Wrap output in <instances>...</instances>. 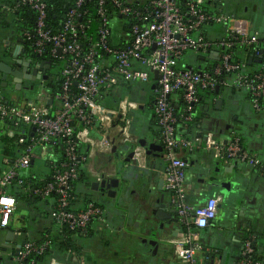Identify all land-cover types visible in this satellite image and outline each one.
Listing matches in <instances>:
<instances>
[{"label": "built area", "instance_id": "1", "mask_svg": "<svg viewBox=\"0 0 264 264\" xmlns=\"http://www.w3.org/2000/svg\"><path fill=\"white\" fill-rule=\"evenodd\" d=\"M85 0H75L62 22V28L54 30L47 23V4L44 0H15L18 6H28L35 13L31 29H22L23 40L30 41L38 54L47 53L61 59L69 54L68 62L60 70V88L50 92L45 86L47 75L41 78L35 97L23 105L9 103L3 95L0 75V119L13 120L23 127L19 151H6L4 167L0 168V229L10 227L17 206V199L7 191L10 182L21 172L27 173L32 162L39 158L36 147L41 149L60 145L65 162L54 166L50 179L41 185L27 187L28 194L47 199L54 193L55 206L49 213L58 224L69 228L85 229L91 220L103 221L101 206L88 202L74 208L70 203L71 179L77 176V165L83 161L89 167L88 158L93 154L95 141L109 148L127 140L136 141L127 129L133 121L129 110L145 107L146 103L127 95L118 100L114 108L102 105L98 100L109 89L124 80L133 84H151L155 87L153 114L160 128L159 138L163 146V185L173 194V203L180 223L185 226L183 236L176 241L177 256L187 264H200L201 245L195 228H204L215 218L221 197H209L204 204L194 206L186 200L187 160L180 150L190 151L198 141L220 159L239 160L258 167L264 174V162L251 156L241 145L239 136L218 139L211 134L185 137L175 130L177 117L168 100L173 91H181L186 102L184 120H192L194 107L199 104V90L216 87L243 88L250 93L255 109L260 108L264 97V70L249 73L245 61H234L226 51L234 44L253 45L254 54H261V38L257 31L249 32L244 22L224 12H215L214 6L205 8V0H96L98 18L96 36L82 53L77 39L86 26L76 18L86 11H79ZM122 16L116 24L120 31L114 36L110 15ZM215 23L225 25V35L211 40L203 34V28ZM127 25L125 29L124 25ZM209 55L210 61L200 69L178 66L185 54ZM227 75L226 78H221ZM81 127L75 131V125ZM114 127L121 130L108 136ZM11 134L13 133L10 131ZM126 132L129 137H125ZM77 143L86 146L87 154H78ZM98 143V142H97ZM50 144V145H49ZM21 182V180H20ZM194 226V228H191ZM252 237L244 240L241 255L253 252ZM51 246L45 239L38 243L24 240L16 249V264H36L34 258L24 263L29 255H41ZM243 258L237 264H250ZM260 264V263H259Z\"/></svg>", "mask_w": 264, "mask_h": 264}, {"label": "crops", "instance_id": "2", "mask_svg": "<svg viewBox=\"0 0 264 264\" xmlns=\"http://www.w3.org/2000/svg\"><path fill=\"white\" fill-rule=\"evenodd\" d=\"M14 1L0 0V60L20 66L12 50L16 47L17 52L22 51L23 54L25 44L22 41L23 23L19 22L11 9ZM205 1L210 3L209 0ZM260 2L263 4H253L258 10L257 15L245 13L237 19L244 22L249 32L257 31L263 38L264 0ZM219 6L216 11L223 12L222 6ZM226 14L232 16V13ZM207 26L203 28L207 38L216 40L225 35V25L222 31L214 33V29L208 32ZM113 30L114 36L120 31L116 22ZM261 49H264V43ZM262 55L264 53L261 52ZM186 56L178 66L195 69L206 66L203 56L191 52ZM198 57L202 59L198 60ZM255 67L251 65V68ZM251 68L248 66L249 70ZM26 86H29V82L24 80L23 87L16 90L12 77H8L7 86L3 89L5 100L19 105L31 100L35 94ZM131 86L141 89L144 84L131 83ZM120 88L116 93L122 96L115 104L113 97H108L107 106L114 108L125 95L133 98L132 91ZM218 91L214 96L207 97L195 110L196 121L189 129L188 136L203 138L211 134L223 140L236 134L243 148L264 162V97L260 101V108L255 109L243 88L219 87ZM140 96L146 99L137 100L145 104L149 99V91L141 89ZM149 106L145 105L150 111V123L144 126L139 124V132H132L131 126L127 129V133H132L136 141L127 140L112 148L95 141V144L101 145L95 146L93 154L88 158V179L77 185L78 198L74 208L83 207L88 200L95 201L103 209V221L94 220L90 223L88 233L74 235L72 250L53 245L37 264H187L176 254V241L183 236L185 229L178 219L172 201L173 194L163 185V146ZM145 107L129 110L128 113L134 120L133 112L145 111ZM120 130L114 127L108 136ZM6 131L11 134L10 129L0 124V135ZM127 133L123 135L129 137ZM140 137H146L147 142L161 146L162 151L139 144ZM179 155L188 163L186 200L198 206L209 197H221L215 218L206 227L194 229L203 250L199 263L205 264L203 254L206 252L209 264H235L241 255L242 241L248 235L254 241L257 254L264 256V174L260 169L247 162L220 159L212 150L205 148L202 141H198L190 151L180 150ZM6 156L7 152L0 140V168L4 167ZM34 164L35 160L29 168L30 172ZM93 181L99 182L98 189L91 186ZM16 210L10 227L0 229L1 264L14 263L13 253L25 238H37L43 230H50L54 234L58 232L47 208L29 206L30 211L36 212L28 218L25 213L17 215ZM9 229L13 230V235L6 239ZM16 235L20 236L19 240ZM12 244H15V250H10Z\"/></svg>", "mask_w": 264, "mask_h": 264}, {"label": "trees", "instance_id": "3", "mask_svg": "<svg viewBox=\"0 0 264 264\" xmlns=\"http://www.w3.org/2000/svg\"><path fill=\"white\" fill-rule=\"evenodd\" d=\"M44 1L47 4V7H46L47 18H46V20H47L48 25L51 26L54 30L61 29L62 28V22L65 18V15L68 12V10L70 9V7H72L74 5L75 0H44ZM95 4H96V0H85V2L80 7H78L79 11H84V10L86 11L83 15L76 18V21L83 23L86 26L84 31L82 33H79V35L77 37V39L81 42L82 53H85L88 49V44L90 43L88 38H90L92 41L94 39V37L96 36L98 18L95 14ZM205 4H206L205 8H209V9L211 6H214L213 7L214 10H215V12H217L216 11L217 7H218L217 3L216 4L212 3V2L207 3L205 1ZM11 9L13 10L14 15H16L18 17L19 22L22 21L24 29H31L32 28V26L34 24V20H35V13L33 12V10H31L28 6L16 7L14 3L12 4ZM120 18H122V16L111 14L109 19H110V22H117V20ZM124 27H125V29H127L126 24L124 25ZM203 34L206 36L205 32H203ZM253 47H254L253 45L246 46V45L234 44L233 46L228 48L226 51L231 53V58L234 61H239V60L243 59V61H245V63L248 66H250V68H251V65H255L256 66L255 68H251L252 70L251 69L249 70L250 71L249 73H253V72H256L260 69L264 70L263 59L260 57V54H258V55L254 54ZM25 50H27V51H25L26 56L30 57L32 59V63H34V64H39L41 60L50 61L51 68H50L49 72H47V74H46L47 79H46V82L44 83V86L50 92H54V91L58 90L60 88V84H61L60 70L64 66V63L68 62L70 55L69 54L64 55L61 59H59L58 57L52 58L47 53L38 55L34 51V48L31 45V42L29 40L25 42ZM186 55L187 54H185L183 56L184 59L187 58ZM198 56H200V54H198ZM201 56H203V55H201ZM259 58L261 60L257 61V59H259ZM201 59L198 57V60H201ZM249 59H251V61L248 63ZM203 60H204V62L206 61L207 63H209L210 61H212V62L215 61V59L210 58V56L207 54L203 56ZM55 69L57 71H55ZM226 77H227V75L221 76V78H226ZM40 80L41 79H36L35 81L27 80L29 82V84L34 85L32 89H29L32 94H35L34 91L36 89H38L39 84H40ZM150 86L151 85L144 84V87L141 89H145V90L149 91V99L146 101V105H150L149 107L152 109L153 108L152 106H153V101H154V95H155V87L149 88ZM116 87H118V88L121 87L120 90L132 91L133 99L135 97H139V91L141 90L140 88L132 87L131 83L124 81V80L119 81V83L117 84ZM2 88L4 89L5 87L2 86ZM113 91H114V88L107 90L105 92V94L102 95V98H100L98 101L102 105H106L108 97H113L112 99L114 101H116L119 97L122 96V95L119 96V95L115 94ZM218 92L219 91H216L215 88L212 90H210V89L199 90L198 94L200 96V101H199V104L194 107V112H192L193 117H192V120L189 122H186L184 120V116H185L184 108L186 107L187 104L182 98L181 91H173L168 95L167 98L170 101V104L172 105V107L174 109L175 116L177 117V121L175 122V130H176V133L178 135H181V136L183 135L185 137H189L188 136L189 129L191 128V126L196 121L195 110H197L199 105L203 101H205V99L207 97H212L215 94H217ZM246 92H247L248 97L250 99V93L248 91H246ZM33 97H35V95ZM145 108L147 109V107H145ZM152 117H153V121H154L153 122L154 127L156 128L157 134L159 136L160 128L157 124V119H156L155 115L153 114V112H152ZM2 122H3V125L8 128V130L10 129V131L13 132L12 134H9V131H6L0 135V140L2 142L4 149L6 151H13V150L19 151V150H21L23 148L24 144L19 142V138L22 135L23 127L20 126V124H15L13 120H9V119L2 120ZM75 127H76L75 131H76L77 129H79L81 127V124H78L77 126L75 125ZM76 150H77L78 154H85V155L87 154L86 146L81 144V143H77ZM48 153H50L49 157L50 156L52 157L53 154H55L56 157L46 159L45 164H46V166H48V171L46 174H44V175L36 174V173L30 172V170H28L27 173L21 172V174L19 176H17L16 178H14L10 182V184L7 186V191L15 196V198L17 199V203L23 202L28 207L29 206L33 207V208L45 207L48 210L55 206L56 196L54 193H51V196L47 199H40L36 196L29 195L28 190H27V187H33L34 185H41L46 180H49L54 166L57 165V163L66 161L65 157L63 155V150L60 147V145H57V144L52 145V148L48 149ZM85 179L86 180L88 179L86 169L83 165V161H79L78 165H77V176L74 179H71V181H70V183L72 185V195L70 198V203L72 204L73 207H74V204L78 198L77 193H76L77 185L80 182L85 181ZM20 180H21V182H20ZM88 202H93L94 204L100 206V204H98L95 201L88 200L86 202V204ZM52 220H54V223L57 225V228H58V232L56 234L52 233L50 230H43L37 238H25V240H34V241H37L38 243L42 242L45 239H49L51 241V246L48 249H46V251H44V253L41 255L36 256V255L31 254V255L27 256V258H25V260H24V263L29 261L31 258H34L36 261V264H37L39 260H41L46 254H48L50 248L53 245L58 246L60 249L72 250L74 248V246L72 244V237L74 235H77V234L88 233V231L90 230V223L92 221H94V220H91L90 222H88L85 229H79V228L71 229V228H69V226L66 223L58 224L54 218H52ZM183 228L185 229L186 227L183 226ZM191 228H194V226H192ZM247 238H251V236L248 235L247 237H245L242 241V244H243L244 240ZM252 247H253L252 254L250 256L240 255L238 261L235 264H237L241 259H243L245 257L251 259L250 264H259V263L264 264V256H260L259 254H257L253 240H252ZM200 251L202 254L203 253L202 248ZM15 252L13 253V256H14V254H16ZM203 255H204L203 258L205 260V264H209V257H208L209 255L206 252H204ZM1 263H2V260H0V264ZM13 264H16V263L14 262Z\"/></svg>", "mask_w": 264, "mask_h": 264}, {"label": "rangeland", "instance_id": "4", "mask_svg": "<svg viewBox=\"0 0 264 264\" xmlns=\"http://www.w3.org/2000/svg\"><path fill=\"white\" fill-rule=\"evenodd\" d=\"M223 2H219L221 5H222V10L224 13L226 12H229V13H232V16L234 18H237L239 17L240 15L242 14H251V13H254V15H257L258 14V10H256V8L253 7V4L255 5H258V4H263L261 3L260 1L261 0H221ZM206 5V4H205ZM209 7V6H208ZM220 7V6H218ZM206 29L208 30V32L211 31V29H214L213 33L216 32L217 30L220 32L224 29L223 25L222 24H219V23H215L213 25H208L206 27ZM38 89H36L34 91V93L37 92ZM114 93L117 92V90L113 91ZM113 93V94H114ZM117 94V93H116ZM135 99H140V100H145L146 97H135ZM114 101V100H113ZM116 101H114L113 104H115ZM149 109L147 108L145 111H134L133 114H134V121L132 122L131 124V131L132 132H139V130L137 129V127L142 125H147L148 123H150V118H149ZM2 120L0 119V124H2ZM41 147H37L36 149V152L37 154L39 155V158L35 159V164H34V167L32 168V171L31 172H35V173H46L48 171V166H46V159L47 158H55L56 155L55 154H51L52 157L50 156L49 157V154L48 153V149L45 147V149H40ZM38 206V205H37ZM40 208V207H39ZM36 212V210H34ZM33 211H30L29 210V207L27 205H25L23 202H19L18 203V206H17V210H16V214L19 215L20 213H25L27 215V218L28 216L32 213H35ZM32 229V228H31ZM2 234V233H0ZM16 238L19 240L20 239V236L19 235H16ZM15 247V244H12V247L10 250H13ZM16 249V247H15ZM14 249V250H15Z\"/></svg>", "mask_w": 264, "mask_h": 264}, {"label": "water", "instance_id": "5", "mask_svg": "<svg viewBox=\"0 0 264 264\" xmlns=\"http://www.w3.org/2000/svg\"><path fill=\"white\" fill-rule=\"evenodd\" d=\"M261 52L264 53V49H261ZM264 60V56H260ZM215 58V57H214ZM261 59H257V61H260ZM251 61V59H249ZM17 64L22 66L20 69L13 67L12 64L5 62L4 60H0V74H1V85L3 87L7 86L8 83V77H12V83L14 85V89L19 90L21 87H23V81L24 80H30V81H35L36 79H41V72H39L38 66L33 68V70L30 72L29 71V66H31L32 61L30 58H21L16 60ZM39 66L41 68L49 69L50 67V61H44L41 60L39 63ZM45 78V76H43ZM33 84H29V86H26V89H32ZM154 85H152V88ZM219 87H216L215 90L218 91ZM219 103V102H218ZM138 143L143 145V146H149L151 148H155L158 150L162 151V147L151 142H147L146 137H140L138 139ZM33 163V162H32ZM105 183V181L103 182ZM99 182L98 181H93L91 182V186L95 189H98ZM109 193V191H108ZM111 193V192H110ZM13 235V230L9 229L7 231V236L6 239H9Z\"/></svg>", "mask_w": 264, "mask_h": 264}, {"label": "flooded vegetation", "instance_id": "6", "mask_svg": "<svg viewBox=\"0 0 264 264\" xmlns=\"http://www.w3.org/2000/svg\"><path fill=\"white\" fill-rule=\"evenodd\" d=\"M210 2H212V3H217V5L219 6V5H221L219 2H220V0H209ZM222 6V5H221ZM22 39V38H21ZM22 41L24 42V44H25V41L22 39ZM25 46V45H24ZM18 51V49H16V47H15V49L13 48V50H12V55L13 56H15V60L16 59H21V58H24V57H26L27 58V56H26V53H25V51H27V50H25V48L23 49V54H22V51L21 52H17ZM22 55H24V56H22ZM31 59V58H30ZM31 61H32V59H31ZM10 64H12L13 65V67H15V68H21L20 66H17L16 64H14V62H11ZM36 66H38V69H39V72H41V77H43V76H45L46 74H47V72H49V70H50V68H51V66L49 67V69H45L44 70V68H41L40 66H39V64H34V63H32L31 64V66H29V71L31 72L32 70H33V68H35ZM55 71H57L56 69H55ZM16 251V250H15Z\"/></svg>", "mask_w": 264, "mask_h": 264}, {"label": "clouds", "instance_id": "7", "mask_svg": "<svg viewBox=\"0 0 264 264\" xmlns=\"http://www.w3.org/2000/svg\"><path fill=\"white\" fill-rule=\"evenodd\" d=\"M2 201H4V200H0V202H2Z\"/></svg>", "mask_w": 264, "mask_h": 264}]
</instances>
